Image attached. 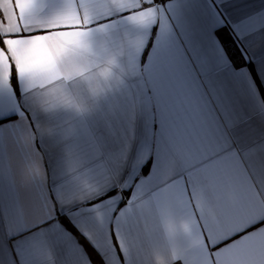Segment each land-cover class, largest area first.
<instances>
[{
  "label": "crops",
  "instance_id": "crops-1",
  "mask_svg": "<svg viewBox=\"0 0 264 264\" xmlns=\"http://www.w3.org/2000/svg\"><path fill=\"white\" fill-rule=\"evenodd\" d=\"M195 16L228 70L220 121L194 84H148L165 39L185 47L162 0H0V264H264V33L232 29L264 25V0H199Z\"/></svg>",
  "mask_w": 264,
  "mask_h": 264
},
{
  "label": "snow or ice",
  "instance_id": "snow-or-ice-1",
  "mask_svg": "<svg viewBox=\"0 0 264 264\" xmlns=\"http://www.w3.org/2000/svg\"><path fill=\"white\" fill-rule=\"evenodd\" d=\"M157 0H153L156 3ZM199 3V0H171V3H167V0H162V6L167 4L169 11H172L177 15L178 21H182V27L185 31V47L179 54L174 49L171 41L165 39V44L157 49L155 65L152 68L145 69L147 73L148 84L151 85V90L154 95L158 94L161 89H168L174 96H179L184 88H190L193 84L195 85V91L198 97L199 106L202 109H208L209 106L211 113L215 115V119L220 121V114L226 111V101L228 99V89L230 81L228 79V70L219 64L218 59L210 53V48L206 44L205 40L202 39L199 21L195 16V6ZM183 5L189 7L184 9ZM43 4L30 6L33 11H38ZM216 6V5H215ZM87 7V5H85ZM68 13L65 11L59 18H68ZM219 15V13H217ZM154 22L153 17H144L140 23L148 26ZM224 20L221 17L218 26H222ZM218 26H212L209 29L210 35L215 37V28ZM65 27H71V25H65ZM233 32L235 33L238 42H245L249 36L253 35L254 32L264 33V25H261L254 29V31L241 32L239 31L236 24L232 26ZM41 35L46 34L48 29H40ZM88 33L78 34L77 40H83L88 38ZM220 43L219 40H217ZM223 49V46L221 45ZM151 50L150 45L147 50L143 53L144 60H147L148 52ZM241 54L244 60L255 61V57H249L248 52L245 48H241ZM229 64L232 65V61L229 60ZM252 65L249 64L247 67L242 69L249 72V75L256 73L253 69L249 71ZM234 69L233 71L239 70ZM258 73H256V76ZM136 88L141 92H146L147 87L145 85V75L140 74V82L136 85ZM153 97H147L150 104ZM180 110H183L187 114V109L184 108L183 103L180 104ZM177 110L175 115L179 117L181 111ZM6 120H0V125L7 123ZM220 129L223 128V123L220 122ZM149 131L158 136L159 145L164 144V137L166 134L165 117L161 116L159 125V131H156V126L150 124ZM153 165V158L150 156L146 161L145 167L142 169L145 174L151 172Z\"/></svg>",
  "mask_w": 264,
  "mask_h": 264
},
{
  "label": "trees",
  "instance_id": "trees-1",
  "mask_svg": "<svg viewBox=\"0 0 264 264\" xmlns=\"http://www.w3.org/2000/svg\"><path fill=\"white\" fill-rule=\"evenodd\" d=\"M221 42L224 46V49H225L227 55L229 56L230 60L232 61L233 65H235L236 67L242 66L244 64V61L240 58L241 56H240L238 50L236 49V47L233 45L230 38L227 36H226V38H223V39L221 38ZM251 70H253V69L251 68ZM253 75L257 81L255 73H253ZM11 80H12L11 82L13 84L14 90L17 92V82H16V76H15L14 71H12ZM66 226L69 227L73 232L76 231L72 227V225H70L69 223H66Z\"/></svg>",
  "mask_w": 264,
  "mask_h": 264
}]
</instances>
